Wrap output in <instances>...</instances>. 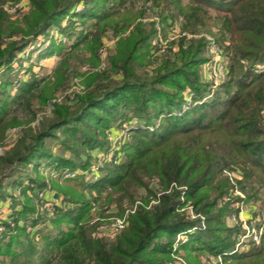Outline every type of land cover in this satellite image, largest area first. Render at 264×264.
Returning a JSON list of instances; mask_svg holds the SVG:
<instances>
[{"label": "trees", "instance_id": "1", "mask_svg": "<svg viewBox=\"0 0 264 264\" xmlns=\"http://www.w3.org/2000/svg\"><path fill=\"white\" fill-rule=\"evenodd\" d=\"M11 1L17 0H0V68L10 70L8 64L17 53L53 25L65 33L62 19L74 16L91 20L90 26L100 25L97 41H102L108 26L119 35L111 61L119 78L95 75L87 85L90 90L75 96L73 105L66 102L56 107L51 120L22 132L17 143L0 156V200L6 197L3 180L12 170L50 157L47 137L65 135L60 142L72 157L80 159L78 165L84 160L76 148L87 149L86 165L97 148L100 152L110 148L107 131L113 123L129 130L128 141L121 143L120 150L112 149L106 173L90 183V188L100 198L105 193L107 204L115 202L120 207L143 191L164 193L149 209L130 215L126 229L107 241L93 237V227L87 226L90 219L84 216L92 205L83 192L77 195L78 207L65 214L73 227H57L55 234L41 235L44 251L37 252L34 237L23 229L27 243L19 254L26 259L19 260V254L9 251L12 240L0 246V255L9 256L10 264H167L176 234L199 227L202 216L204 227L188 233L187 243L181 245L189 264H206L200 256L204 253L213 264H264V229L257 245L248 251L235 250L241 224L226 222L228 216H238L239 208L232 204L247 201L233 194L234 189L244 191L248 199L260 200L264 211V0H144L139 10H134L138 0H29L32 9L20 21L11 19L3 7ZM147 10L153 18L145 23L139 18ZM179 17L184 21L183 32L198 30V37L180 36L174 58L164 55L148 71L145 67L153 63L149 50L156 26L165 29ZM207 34L229 60L225 78L213 89L200 76L207 59ZM137 51L141 53L136 55ZM32 86L23 83L20 92L8 100L19 103ZM4 90L0 87V94ZM188 90L193 95L184 93ZM6 109L0 108L3 131L9 114ZM119 151L125 156L117 161ZM60 160L75 167V162ZM230 168L242 173L234 183L224 174ZM81 178L72 181L79 183ZM187 201L199 215L194 219L177 210ZM252 220L253 216L247 222ZM208 256L220 257V261Z\"/></svg>", "mask_w": 264, "mask_h": 264}, {"label": "rangeland", "instance_id": "2", "mask_svg": "<svg viewBox=\"0 0 264 264\" xmlns=\"http://www.w3.org/2000/svg\"><path fill=\"white\" fill-rule=\"evenodd\" d=\"M183 1L187 2V0ZM144 4V0L136 1L134 10H139ZM15 5H18V8L13 13L9 12V8H6ZM3 7L8 11V16L14 21H20L23 15L32 9L29 0L11 1L8 2V4L4 3ZM126 8H129V6ZM145 13L146 14L139 19L146 23L151 21L153 17L148 10ZM119 18L120 16H117L113 18V21H117ZM71 21L74 22L70 26ZM89 21L91 20L85 19L83 21L78 17L66 16L61 21L62 27L67 28L65 33H63L59 27L53 25L46 30L45 33L40 34L33 43L30 42L17 53L14 59L8 64L10 70H4L7 66L0 68V87H5L3 94H0V108L9 109V114L6 116L7 125L4 131L0 128V156L4 155L17 143L22 132L29 130V128L32 130L36 129L41 122L51 120L54 117L56 107L66 104V102L73 105V98L75 96L83 95L90 90L87 85L92 81L95 75L100 77L101 74L103 79L112 77L117 80L119 78V76L115 74L116 72L111 62L117 52L119 35H116L111 26L112 30L108 29L110 28L108 26L105 36L102 37V41H97L96 35L100 31V25L90 26ZM109 22H111V20H109ZM183 22L181 17L175 18L171 22V25L165 27V29L163 25L159 24V26H161L159 35L161 41H156L157 35L154 36L151 50H149V59L153 63L146 66L145 69L147 68V70L150 71L153 67L160 64L165 57L164 55L169 54L168 56L174 58L173 56L178 52L177 43L179 36H177V33L183 32ZM19 24L22 25L23 22L21 21ZM111 24H114V22L110 23V25ZM132 25H129L130 28ZM130 28L122 32V37L127 35ZM172 29L177 32L172 33ZM165 31L166 34H164ZM212 31H215V29ZM170 32L173 37L168 40V38L172 36ZM184 32L189 34L187 38L191 37L190 34L196 35L197 38L200 33L198 30L194 32L184 30ZM78 34H81L80 37H78ZM207 35V37L214 42L210 34ZM170 41L174 42L171 44ZM214 45L216 46L215 43ZM162 47L163 50H161ZM140 53V51H137L136 55ZM205 58H207V61L205 60L200 67L201 81L208 84L212 83L211 86L213 89L225 78L224 66L226 68L228 67L229 60L226 55L222 54L220 51L216 55H213L206 50ZM130 68L132 69V65H130ZM262 69L264 70V65ZM140 70L136 69L137 72ZM6 82L9 85H3ZM23 83L34 84V87L32 86L30 91L24 94L25 98H22L19 103H11L9 100H12V98L20 92ZM184 93L187 96L193 95L189 90ZM261 115L264 118V109L261 111ZM120 128L121 126H117V124L113 123L111 125L110 132L107 131V140L109 141L110 150L107 148L100 152V149L97 148L94 151V158L92 157L86 165L85 162L87 158L85 155L88 152L87 149L76 148L77 151L81 153L84 160V162L80 163V166L78 165L80 159L74 156L72 157V154L62 146L60 139L64 138L65 135L59 133L57 138L49 136L45 139L46 146L50 153L49 158L32 160L12 170L11 176L3 180V189L6 193V197L0 200V246L3 247V245L11 244L12 240L13 243L10 245L9 251H14L19 254L22 245L27 243V239L24 238L25 233L22 232V230L25 229V231L31 233L30 235L34 237V244L38 247L37 252L40 253L44 251V240L40 238L41 235L46 233L55 234L58 228L66 230L68 227H73V224L69 223L68 216L66 217L65 214L78 207L80 200L77 195L83 192L89 197L92 205L90 211L84 216L90 219L87 222V226L93 227V237L102 238L107 241H113L126 229L130 215L135 214L136 211L141 208L148 209L155 205L156 202L151 204L152 199H157L158 203L159 197H157V194L147 195V192L143 191L137 194L133 202H124L120 207L115 202L107 204L108 202L105 201V193L101 194L100 198V193L90 188L89 184L95 180L91 179L89 171L92 163L96 161V155L100 153L112 154V149L118 147L120 150L121 143L128 141L126 139L129 130L126 129L124 131ZM119 152L117 154V161L125 156L123 151ZM57 157L61 159H59L60 161H64L65 164L69 160L72 163L75 162V167L71 169L72 167L68 164L64 165L60 163L59 160L56 159ZM111 161L112 160H110V162ZM108 163L98 170L97 179L99 176L106 173L105 167ZM230 169L231 170L227 171L224 170V174L228 175L227 173H229L231 177H233V181L235 177L239 179L240 176L242 177V173L239 172V170ZM66 170H68L72 176L65 177L64 172ZM80 175H82L83 178H81L82 180L79 183L72 181V179ZM13 181L15 182V186L12 185ZM84 185L86 188L83 189ZM171 186L175 187L174 184ZM44 190H46L45 194H52L51 199L47 200L48 202L44 200L45 195L42 196ZM233 194L244 197V200H247L245 203L243 202V204L241 202L232 204V206L239 208L244 220L239 219L236 223V217L230 215L227 217L226 222L231 226L244 224L245 222L246 226L249 227L250 230H248L247 237L244 239L245 241L240 249L241 251H248L253 245L258 244L254 242L253 239L257 236L259 237L257 232L258 227H262V230L264 229V211L260 208L262 206L260 200L256 201L253 198H246V193L241 189L238 191V194L236 192H233ZM71 196H73L76 202ZM229 197H226L225 200L229 199ZM94 198H96V200ZM136 202L141 204H136L134 211L130 212V209L134 208ZM187 204L192 206L191 201H187L186 205L180 208L184 209ZM186 209L184 211L181 210V212L186 213ZM124 216L127 222L126 227L121 229L116 235H112L108 231L102 229L100 230L99 227L101 225L107 226L115 219ZM252 216L254 220L248 225L246 219H251ZM175 238L176 236L171 246V259L167 261V264L176 256H179L189 264L185 257V251L181 247L182 244L175 246ZM17 241H20V244L16 243ZM184 243H187V240H185ZM56 254L57 253H54L51 259L54 258ZM204 254H200V256H204ZM203 256H201V260L205 261L206 264H213V262L207 261V255ZM35 258L33 257L34 260ZM209 258L211 261L217 260L214 256H210ZM18 259L25 260L26 258L19 254ZM35 261H37V259ZM0 264H10L9 256L4 257L0 255Z\"/></svg>", "mask_w": 264, "mask_h": 264}, {"label": "built area", "instance_id": "3", "mask_svg": "<svg viewBox=\"0 0 264 264\" xmlns=\"http://www.w3.org/2000/svg\"><path fill=\"white\" fill-rule=\"evenodd\" d=\"M6 8H9L8 9L9 12L13 13L18 8V5L6 7ZM160 30H161V26L157 25L156 41L157 40L158 41H161V39L159 38ZM171 32L172 33L173 32L176 33L177 31H175V30L172 29ZM171 32H170V35H172ZM182 35H186L187 37H189V34H187V33H184V32H182V33L181 32H178L177 33V36H179V37L182 36ZM172 37H173V35L170 38H168V40L169 39H172ZM206 39H207V51L210 52L213 55H216L219 51L217 50V47L214 45L213 40L210 39L207 36H206ZM161 50H163V47L161 48ZM224 69H226L225 66H224ZM224 73H225V70H224ZM111 157H112V154L111 153H109V154L100 153V154H97L96 155V161L92 163V165L90 166V171H89L90 172V177H91L92 180H96L97 179V177H98L97 176L98 170L101 169V168H103L105 166L106 162L109 161ZM227 174H228V177L230 178V180L232 182H234L233 181V177H231V175L229 173H227ZM64 176L65 177H70L72 175L69 173L68 170H66L64 172ZM45 192H46V190H44V193H43L42 196L45 195V199L44 200L46 202H48L47 200H50L51 199L52 194H47V193L45 194ZM233 192H236L238 194L237 189H234ZM163 193H164V191H158L156 193L157 194V197H159ZM180 201L181 202L184 201V197L183 196L180 197ZM155 202L157 203V199H152L151 204H154ZM136 204L139 205L141 203L136 202L134 208L130 209V212H133L134 211V209L136 208ZM151 204H150V206H151ZM180 207H181L180 205L177 206V210L178 211H181V210L184 211L187 208L186 209L187 210L186 214H187V217L190 218V219H194L197 216H199V215H196V214L193 213L192 206L189 205V204H187V206L184 209H182ZM241 214H242V212L238 213V216H235L236 217L235 218L236 223H237V220H239V219L244 220ZM199 218H200L199 227H192L191 229H188V230H185V231H181V232H179L176 235V238H175V241H174L175 246H178V245L183 244L185 242V240H187L186 237H187L188 233L191 232V230L193 231L196 228H203L204 227V218L202 216H199ZM126 223H127L126 222V217L124 216V217L115 219L113 222H111L107 226L106 225H101L99 228H100V230L102 229L104 231H108L112 235H116L117 233L120 232L121 229H123V228L126 227ZM247 224L250 225L248 222H247ZM248 230H250V229H249L248 226H246L245 222H244V224H241V231L235 237V239H236L235 250H237V249L240 250L242 248V244L245 241L244 239L247 237ZM257 232H258L259 237H260V234L262 233V227H258L257 228ZM259 237L257 236L256 238H254L253 239L254 242L259 243ZM215 261H220V257H218L217 260H215ZM168 264H187V263L184 260H182L179 256H176Z\"/></svg>", "mask_w": 264, "mask_h": 264}]
</instances>
